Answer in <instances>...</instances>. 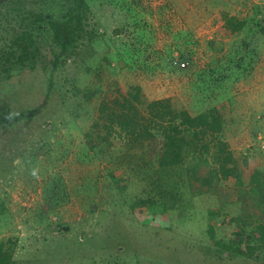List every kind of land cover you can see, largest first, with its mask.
<instances>
[{"label":"rangeland","instance_id":"rangeland-1","mask_svg":"<svg viewBox=\"0 0 264 264\" xmlns=\"http://www.w3.org/2000/svg\"><path fill=\"white\" fill-rule=\"evenodd\" d=\"M228 17L244 27L226 34ZM260 24L264 0H0V244L13 261L237 262L218 259L209 220L223 226L217 238L250 232L264 188L240 190L201 166L171 216L161 195L137 206L155 191L137 148L113 131L112 148L101 142L115 97L139 88L145 102L169 99L193 116L217 110L239 167L245 157L256 162L249 176L264 174Z\"/></svg>","mask_w":264,"mask_h":264},{"label":"trees","instance_id":"trees-1","mask_svg":"<svg viewBox=\"0 0 264 264\" xmlns=\"http://www.w3.org/2000/svg\"><path fill=\"white\" fill-rule=\"evenodd\" d=\"M244 25L245 21L228 17L224 23L225 33L233 35ZM259 28L264 37V26L260 24ZM16 43L18 44V40ZM22 48L26 57L34 54L30 45L24 44ZM129 90L130 92L115 97V109H110L106 115L108 123L104 125L108 129V135L102 137L100 142L107 143V148H112L116 144L110 142L113 131L116 139L119 136L125 147L137 148L134 156L137 160L136 167L141 164L139 170L146 178L153 180L155 190L147 191L152 195V200L137 202V206L147 203L154 205V196L161 195L162 202H157L160 203L157 208L162 207L166 213L174 216L183 207L182 183L185 178L195 176L201 166L212 165L215 174L225 181L233 182L240 190H249L254 194L256 189L264 188V174L255 169L249 176L247 170L251 169L250 164L256 162L244 157L240 168L229 146L222 140L225 125L217 110L193 116L186 110L176 111L169 99L145 102L139 88ZM118 92L116 90L113 94ZM108 104H102L100 113L105 112ZM211 216L215 217L213 213ZM259 221L250 232L238 227L230 235L217 238L223 226L213 224L210 219L205 233L212 241L209 243L218 254V259L221 254L227 253L229 256L225 259L237 260L234 264H264V215ZM0 264H16L2 244Z\"/></svg>","mask_w":264,"mask_h":264},{"label":"built area","instance_id":"built-area-1","mask_svg":"<svg viewBox=\"0 0 264 264\" xmlns=\"http://www.w3.org/2000/svg\"><path fill=\"white\" fill-rule=\"evenodd\" d=\"M182 66L184 67V66H185V64H182Z\"/></svg>","mask_w":264,"mask_h":264}]
</instances>
